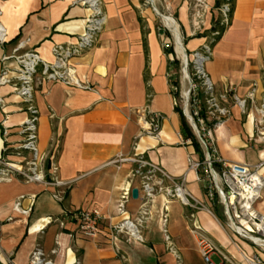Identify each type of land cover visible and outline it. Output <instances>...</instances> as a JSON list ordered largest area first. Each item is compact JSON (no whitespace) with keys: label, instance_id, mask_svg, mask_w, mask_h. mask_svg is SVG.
I'll return each instance as SVG.
<instances>
[{"label":"crops","instance_id":"obj_1","mask_svg":"<svg viewBox=\"0 0 264 264\" xmlns=\"http://www.w3.org/2000/svg\"><path fill=\"white\" fill-rule=\"evenodd\" d=\"M102 1L107 22L96 46L71 61L75 77L88 88L37 78L39 147L46 155V181L0 180V264H30L36 249L53 264H122L120 253L131 261V250L141 248H148L164 264L162 258L170 253L162 232L164 195L157 193L150 203L152 214L143 243H127L123 238L113 243L109 235L110 225L132 218L146 202L142 186L150 170L143 160L172 179L185 178L191 193L189 186L194 184L199 196L192 195L207 208L193 210L169 201L166 214L176 248L184 254L196 247L190 229L197 227L235 257L227 222L215 213L217 208L224 215L222 206L207 196L206 171L188 169L189 156L201 159L193 144L185 145L169 76L176 66L164 47L167 43L155 14L140 0ZM207 2L209 12L197 29L193 0H158V11L179 23L190 55L209 44L205 34L213 19L221 16L215 0ZM0 10L7 35L0 43V74L3 68L15 69L16 58L31 50L51 63L53 47L75 43L90 15L89 9L73 5L72 0H0ZM205 70L215 91L227 95L225 104L231 109V116L212 131L216 155L231 163L264 164V147L255 148L252 142L255 111L243 113L234 103L235 96L246 98L252 91L256 102L264 95V0L234 1L230 25L212 47ZM1 99L0 158L6 139L19 140V128L27 117L10 85L0 86ZM149 105L165 116L157 138L145 135L141 128L140 112ZM119 154L125 160L114 164ZM52 161L59 166L56 178L61 186L51 176ZM261 173L264 176V165ZM152 177L156 186L170 184L160 173ZM134 188L139 190L138 199L132 197ZM57 194L63 199L58 200ZM124 200L126 212L120 214L118 205ZM18 201L22 210L30 209L28 214L15 207ZM255 208L264 218V189ZM82 210H99L105 216L97 238L84 237L72 223L62 227L53 222Z\"/></svg>","mask_w":264,"mask_h":264},{"label":"built area","instance_id":"obj_2","mask_svg":"<svg viewBox=\"0 0 264 264\" xmlns=\"http://www.w3.org/2000/svg\"><path fill=\"white\" fill-rule=\"evenodd\" d=\"M207 1L193 0V22L197 29L202 27L209 12L210 7ZM229 2L230 0H227L220 9L222 23L225 25L229 23L231 10ZM72 3L90 10L84 32L75 43L55 45L52 49L53 61L51 63L45 62L37 50H31L16 58L17 66L15 69L10 71L3 68L1 71L0 86L10 85L12 87L13 92L21 99L23 112L26 113L27 117L19 128V140L16 143H10L6 139L3 155L0 158V180L16 178L28 183L46 181L44 172L46 155L39 147L40 112L35 98L39 84L38 76H40L42 82L46 83L61 82L78 88H88L84 87L75 77L71 61L96 46L99 35L106 25L107 17L102 0H72ZM2 14L0 10V16ZM6 36L5 28L0 23V43L5 42ZM164 47L169 48L168 44ZM211 53L212 47L206 44L190 55V60L187 61V68L189 64L192 65L193 75L191 77L188 73L186 77L190 88L187 91L189 95H185L184 112L189 104L194 108L191 110L192 115L190 114V118L195 125L190 124L197 131L200 144L205 149L202 160L196 161L191 156L188 157V169L195 171L204 169L206 171L207 177L210 178L204 184L207 196L210 200L217 199L222 206L230 229V242L242 255L244 264H264V218L255 208L256 203L262 197L264 189V176L261 173L264 164L248 165L227 162L216 155V151L210 142L206 140L207 136L208 138L211 136L212 127L218 126L224 118L231 116V109L225 104L227 95L218 94L215 91L205 70V63L209 60ZM169 76L173 77V75ZM201 92L205 94V109L208 119L214 121L212 126L200 114ZM0 103H3L2 99ZM234 103L243 113H246L249 109H254L253 146L255 148L264 147V95L259 102H256L255 91H252L246 98L235 96ZM175 104L176 106L179 105L177 100ZM195 107H198V109L195 110ZM140 114L143 118L141 127L143 133L149 137L157 138L165 119L164 114L154 110L151 105L142 109ZM7 136L8 131L6 130L5 137L7 138ZM192 144L191 138L185 140L186 146ZM124 160L125 157L119 154L113 163L118 164ZM141 162L150 170L149 174L145 176L142 186L146 202L132 218L124 219L109 226L110 239L113 243L120 238H123L127 243H143V231L146 229L152 214L150 203L155 199L156 194L160 193L167 199L164 207L165 214L162 217V232L168 250L175 255L176 245L169 231V220L166 214L169 201L175 200L184 207L193 210L207 208L187 190L185 178L172 179L158 167L144 160ZM58 171V164L52 161L50 164L51 176L54 179V184L61 186L63 185L62 182L56 178ZM154 172L160 173L170 184L167 186L161 183H158L157 186L154 185L152 177ZM56 198L58 200L63 199L60 194H57ZM15 207L24 214L30 212V209H21L20 201L16 203ZM125 212L126 202L124 200L118 205V213L124 214ZM103 219H105V216L99 210H82L73 214L68 213L64 219H54L53 222L57 221L62 227L72 223L74 224V231L81 232L86 238L94 239L99 235L100 223ZM190 232L195 239L197 251L204 264H218L213 257L220 260L219 264H237L234 256L224 251L202 229L192 227ZM240 242L246 248L248 247L249 251H245ZM115 248L118 252V248ZM176 260L177 264H181L178 262L177 257ZM30 264H53V262L44 258L42 250L36 249L31 254Z\"/></svg>","mask_w":264,"mask_h":264},{"label":"rangeland","instance_id":"obj_3","mask_svg":"<svg viewBox=\"0 0 264 264\" xmlns=\"http://www.w3.org/2000/svg\"><path fill=\"white\" fill-rule=\"evenodd\" d=\"M140 2L144 5L145 8H149L156 16V19H157V25L158 27H160V33H161V37L163 38L164 41H166V43L168 44L169 48H172L174 53H175V56H176V59H177V68L175 67V71L173 73V77L172 79H175L179 76V80H180V85H181V91H180V97L178 99V103H179V106L180 108L182 109L183 113H184V105L186 103V99H185V91H188L190 86H189V82L186 80L185 78V72H184V60L183 58L181 57V55L178 54L177 52V48H176V40L173 36V34L169 31V29L166 27L165 25V22L163 20V18L158 15L156 13V11L154 10L152 3L150 0H140ZM158 9V0H156V3L154 4ZM174 18V17H172ZM175 19V18H174ZM175 21L177 22V20L175 19ZM178 26H179V23L177 22ZM179 30H180V33H181V39H182V42L184 44V47L186 49V46H185V42H184V37H183V32H182V29L181 27L179 26ZM168 48V49H169ZM187 54H188V59L190 60V54L188 53V51L186 50ZM190 63V62H189ZM187 73H189L192 77L193 75V68H192V65L189 64L188 65V68H187ZM189 108V112L190 114L192 115V111L194 108L191 107V105L189 104L188 106ZM198 109V107H195V110ZM186 117V116H185ZM230 117V116H229ZM229 117H226L223 119L226 120L228 119ZM186 121L187 123L189 124L193 134L196 136L198 142L200 143V137L197 133V131L192 128L189 120L186 118ZM216 126L212 127V131L213 129L215 128ZM207 136V134H206ZM206 140L208 142H210L211 146L213 145L212 143V132H211V136L210 138H208V136L206 137ZM201 145V144H200ZM202 151L203 153L205 154V149L204 147H202ZM207 180H210V178H207ZM189 189L190 191H192V193H194L195 195L199 196L197 190H196V187L194 184L190 185L189 186ZM213 205H214V202H212ZM178 204H180L178 202ZM181 205V204H180ZM180 205H179V209H180ZM213 208H216L215 206H213ZM215 213L221 218L223 219V221L225 222L226 224V219L224 217L223 214L220 213V210L219 209H215ZM192 242V241H191ZM175 244V242H174ZM241 246H243V244L240 242ZM192 245V243L190 244ZM244 250L245 251H249V249H247L245 246H243ZM224 251H226L225 249H223ZM237 251V250H236ZM170 252V251H169ZM237 254L235 255V261L237 264H244V261L242 259V255L240 254V252H236ZM184 254H185V257H184ZM183 254V252L180 250V249H177L176 248V257L178 258V262L181 263V264H204L202 259L200 258V255L197 251V248L196 247H193L192 248L190 247V249L188 251H186L185 253ZM231 256H233L232 253H229ZM120 256L118 257L120 260L122 259V264H137V262H139L138 264H160L159 261H158V258L155 254H153L148 248H141L140 250H131V255H133L131 257V261L128 260L127 256L124 254V253H120L119 254ZM214 261L216 263H220V260L217 258V257H213Z\"/></svg>","mask_w":264,"mask_h":264},{"label":"trees","instance_id":"obj_4","mask_svg":"<svg viewBox=\"0 0 264 264\" xmlns=\"http://www.w3.org/2000/svg\"><path fill=\"white\" fill-rule=\"evenodd\" d=\"M234 1L235 0H230L229 4L231 6V10H230V13H229V23L228 24H224L222 23V16H220V18H215L213 19V25H212V28L205 34L206 36H209L210 37V40H209V45L211 47H213L220 39L221 37L223 36L225 30L227 29V27L230 25V19H231V15H232V11H233V7H234ZM227 2V0H215V8L217 10L220 11V9L222 8V6ZM221 14V13H220ZM167 54H169L171 57L170 61H171V64H175L176 68H177V59H176V56H175V53L173 51L172 48H169L168 49V52ZM171 84L173 86V91H174V96H175V99L178 101L179 97H180V91H181V85H180V80H179V76L175 79H171ZM201 116L203 118L206 119V121L208 122V124L210 126H212L214 124V121H210L208 119V116L206 114V109H205V94L203 92H201ZM176 110L177 112L179 113L180 117H181V120H182V128H183V132L185 134V136L187 138H191L192 141H193V145H194V148H195V151L200 155V159L202 160L203 157H204V154L202 152V148H201V145L200 143L198 142L196 136L193 134L189 124L187 123L186 121V117L182 111V109L180 108V106H176Z\"/></svg>","mask_w":264,"mask_h":264},{"label":"bare ground","instance_id":"obj_5","mask_svg":"<svg viewBox=\"0 0 264 264\" xmlns=\"http://www.w3.org/2000/svg\"><path fill=\"white\" fill-rule=\"evenodd\" d=\"M150 1L154 4L156 3V0H150ZM164 22H165L166 27L173 34V36L176 40V48H177L178 54L181 55V57L185 61L183 42L181 39V33H180L179 26H178L177 22L175 21L174 18H172L170 16H166V15H164ZM186 77H187V74L185 75V78ZM185 95L187 96V91H185ZM186 112H187V115L190 116L189 108H187V107H186ZM162 261L164 264H177L176 257L172 253L166 254L162 258Z\"/></svg>","mask_w":264,"mask_h":264},{"label":"water","instance_id":"obj_6","mask_svg":"<svg viewBox=\"0 0 264 264\" xmlns=\"http://www.w3.org/2000/svg\"><path fill=\"white\" fill-rule=\"evenodd\" d=\"M152 6H153L154 10L156 11V13H157L158 15H160V16L163 18V20H164V15H162V14L158 11L157 7H156L154 4H152ZM183 47H184V44H183ZM184 53H185V55H184V56H185V61H184V69H185V70H184V72H185V74L188 75V73H187L188 54H187V52H186L185 47H184ZM187 95H189V92H188ZM184 115H185L186 118L189 120V122L193 125L194 122L192 121V119L190 118V116L187 115L186 111L184 112ZM194 125H195V124H194ZM132 197H133L134 199H138V197H139V190H138L137 188H134V189L132 190Z\"/></svg>","mask_w":264,"mask_h":264}]
</instances>
